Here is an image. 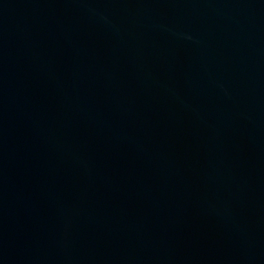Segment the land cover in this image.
<instances>
[{
  "label": "water",
  "instance_id": "95a60500",
  "mask_svg": "<svg viewBox=\"0 0 264 264\" xmlns=\"http://www.w3.org/2000/svg\"><path fill=\"white\" fill-rule=\"evenodd\" d=\"M0 264H264V0H0Z\"/></svg>",
  "mask_w": 264,
  "mask_h": 264
}]
</instances>
